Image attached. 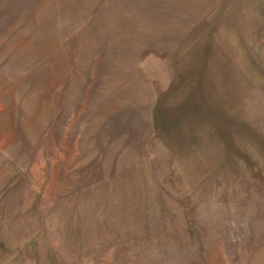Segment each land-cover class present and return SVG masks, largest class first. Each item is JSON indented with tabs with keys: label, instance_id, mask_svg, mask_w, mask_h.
Returning <instances> with one entry per match:
<instances>
[{
	"label": "rangeland",
	"instance_id": "1",
	"mask_svg": "<svg viewBox=\"0 0 264 264\" xmlns=\"http://www.w3.org/2000/svg\"><path fill=\"white\" fill-rule=\"evenodd\" d=\"M0 264H264V0H0Z\"/></svg>",
	"mask_w": 264,
	"mask_h": 264
},
{
	"label": "crops",
	"instance_id": "2",
	"mask_svg": "<svg viewBox=\"0 0 264 264\" xmlns=\"http://www.w3.org/2000/svg\"><path fill=\"white\" fill-rule=\"evenodd\" d=\"M73 2L75 1V0H72ZM64 9H67V8H64Z\"/></svg>",
	"mask_w": 264,
	"mask_h": 264
}]
</instances>
